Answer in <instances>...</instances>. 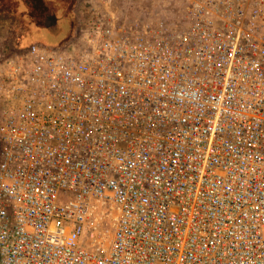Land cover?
<instances>
[{
    "label": "built area",
    "instance_id": "2783aa9c",
    "mask_svg": "<svg viewBox=\"0 0 264 264\" xmlns=\"http://www.w3.org/2000/svg\"><path fill=\"white\" fill-rule=\"evenodd\" d=\"M83 9L0 62V264H264V0Z\"/></svg>",
    "mask_w": 264,
    "mask_h": 264
},
{
    "label": "rangeland",
    "instance_id": "374dc122",
    "mask_svg": "<svg viewBox=\"0 0 264 264\" xmlns=\"http://www.w3.org/2000/svg\"><path fill=\"white\" fill-rule=\"evenodd\" d=\"M103 1L119 16L123 26L133 24L137 28L162 20L180 28L187 22L188 0ZM27 3L29 9L22 0H0V62L22 55L18 48L31 43L52 51H65L77 45L79 31L75 27L77 14L72 9L73 0H31ZM26 8L27 14L33 9L37 11L36 24L26 15Z\"/></svg>",
    "mask_w": 264,
    "mask_h": 264
},
{
    "label": "crops",
    "instance_id": "0c3cea01",
    "mask_svg": "<svg viewBox=\"0 0 264 264\" xmlns=\"http://www.w3.org/2000/svg\"><path fill=\"white\" fill-rule=\"evenodd\" d=\"M86 1H90V0H73L74 4L72 5V9L75 12V15L77 14V16L75 17V19H76L75 20V27L77 30L80 29V25H81L80 22L82 20L83 11H84L83 5L85 4ZM91 1H95V0H91ZM81 3H83V4H81ZM78 12L80 13L79 15H78Z\"/></svg>",
    "mask_w": 264,
    "mask_h": 264
},
{
    "label": "water",
    "instance_id": "95a60500",
    "mask_svg": "<svg viewBox=\"0 0 264 264\" xmlns=\"http://www.w3.org/2000/svg\"><path fill=\"white\" fill-rule=\"evenodd\" d=\"M22 2H23V4L25 5V7H28V9H29V5H28V3L27 2H31V0H22ZM28 9L26 8V15L28 16V18L33 22V23H35L36 24V21H34V20H37V19H39V16L38 15H36V13H37V11L36 10H32V11H30L31 12V14L29 13V14H27L28 13ZM31 9V8H30ZM52 14V13H51ZM38 25V24H37ZM28 45H25V46H22V47H27ZM22 47L20 46L18 49H22Z\"/></svg>",
    "mask_w": 264,
    "mask_h": 264
}]
</instances>
